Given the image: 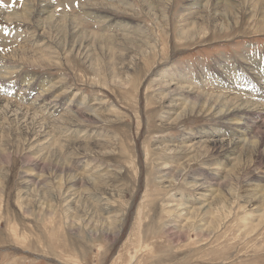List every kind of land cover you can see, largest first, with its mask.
<instances>
[{
  "label": "rangeland",
  "instance_id": "rangeland-1",
  "mask_svg": "<svg viewBox=\"0 0 264 264\" xmlns=\"http://www.w3.org/2000/svg\"><path fill=\"white\" fill-rule=\"evenodd\" d=\"M53 1L63 33L49 22L36 29V19L6 23L0 10V29L21 36L0 33V56L10 53L21 73L45 79L21 99L5 92L20 79L0 81V264H264V192L252 196L250 187H264V160L226 157L218 142L228 140L213 134L219 114L184 108L175 87L257 104L258 96L212 78L264 60V1L227 0L230 11L223 0H125L127 11H106L129 22L130 39L118 32L108 45L67 34L72 13L81 14L80 32L96 35L82 5L99 12L106 1ZM26 2L33 10L38 0H3L0 8L20 13ZM163 79L172 85L162 87ZM40 90L46 104L63 105L37 112L45 108L33 102ZM14 105L31 113L13 117ZM200 141L215 144L192 147ZM213 177V196L222 199L191 189Z\"/></svg>",
  "mask_w": 264,
  "mask_h": 264
},
{
  "label": "bare ground",
  "instance_id": "bare-ground-1",
  "mask_svg": "<svg viewBox=\"0 0 264 264\" xmlns=\"http://www.w3.org/2000/svg\"><path fill=\"white\" fill-rule=\"evenodd\" d=\"M92 1H94V0H92ZM104 1H106V3L104 4L103 9H105V8L106 9H105V11L101 10L102 12L101 11H99V12L94 11L91 8V6L88 5V3L82 5V7H83V20H84V18L85 19H92V21H91L92 25L94 23V25H96V27H97L96 33H95L96 35H94L92 33H90V34L84 33L85 30L83 32H80L78 29V26H77V22L78 23H80V22L77 21L75 18L76 17L81 18V14L80 15L78 14V16H75V15H72V13H71V16H72L71 18H73V19L71 22L69 21L70 25L68 26V31H67V34H68L70 39L75 38L76 36H78V38H80V37H85L86 35L88 37H91L90 35H93V36H95L94 38H97V40L99 38V39H102L103 41H106V43H104V44L108 45L112 41L113 37H115V36H113V34L115 35V33H118V32H121V34H120V35H122L121 39H123V40L124 39L125 40L130 39V38H125V37H129L128 36L129 35L128 30L131 28V26L129 25V22H127L123 19H120V18H115L112 15L113 14L112 12L110 13L109 11H106V10H110V11L112 10L116 13H119L122 11H127L129 6H128V4H126V1L125 0H104ZM144 1H146V0H144ZM159 1L160 0H157L156 3H159ZM223 1H224L225 6H227V8L230 11L233 10V7L231 5H229V1H227V0H223ZM262 1H264V0H262ZM162 2H163V0H162ZM198 3L199 2H194L191 5L195 6ZM57 4L58 3H56V1H53V0H38L37 6H35V8L33 10L31 8V3H27V2H26V4H23V7L21 9L22 11L20 13H18L17 11H13V9H10V8H0V10L3 13L2 14L3 19L6 23L7 22L9 23L12 21L16 22L18 19L22 20V21L23 20L26 21V19H27V21H31L32 19H36V25H35L36 29H38V25H42L44 22H46V23L49 22L50 25L49 24L48 25L52 31L53 30H55L57 32L61 31L63 33V29L64 30H67V29L63 28V26L59 27L58 21H57V23H53V22H55L56 19H58L55 16L57 15L58 17H60V15L62 14L61 11L56 13V11L58 9L57 6L58 5L61 6L60 4H58V5ZM162 5H163V3L161 4V6ZM151 10L156 11L154 9V6ZM160 11L164 12L162 7L160 8ZM150 13H151V11H150ZM20 14L24 15V17L21 16ZM66 20H64V21H66ZM62 23H63V21H62ZM100 23H101V25H100ZM27 26H28V24H27ZM39 27H41V26H39ZM50 29H49V31H50ZM44 31H45V29H44ZM0 33H3V36H6V37H8V36L14 37V38H17V40L19 38L21 39V36H19L18 32H17V34H15L14 31L13 32L11 31V29L7 30L6 28L3 27L2 30L0 29ZM110 33H112V34H110ZM20 35H22V34H20ZM29 37H31V36L29 35ZM32 39H33V37H32ZM40 39L43 40V37H41ZM136 39H134L133 41L138 42L139 40H136ZM24 42L26 43L27 40L26 41L24 40ZM137 44L139 45V43H137ZM30 46L34 47V45L32 43ZM119 46H121V45L119 44ZM145 48H146V46H145ZM139 50L141 51L142 48ZM6 54L3 55V53H2V55L0 56V81L1 82L2 81H5V82L9 81L14 76H15L14 78H17V80L20 79V84H18L15 88H8L5 91L7 93V95H10V92L14 91L15 93H17L16 95L19 96V97L15 96L14 98L15 99H21L22 97H26V96L29 97L30 92L37 90V88L43 87L44 84H40V82H42V81L44 82V80H45L44 78H40V77L36 78L35 76H33L34 74L31 75L30 73H26V72L21 73L22 67L18 66V64L15 63L12 60V58H10V53H8L7 55ZM50 56H52V55H50ZM49 61H50V59H49ZM53 62H51V63H53ZM249 62H250V65L247 68L246 73L245 72L243 73L244 75L242 73H240L239 71L235 70L236 65H232L226 69H223V72L221 74L222 77L221 76L213 77L212 78V82H213L212 84H215L216 87L217 86L218 87H221V86L224 87L225 86L226 91H227V89H231V90L232 89H239L244 94L248 93L249 96H258L259 98H257V101H256L257 104L255 102L248 101L242 97H237L236 95L229 96V95H227V93L213 94V92H212L213 95L212 94H208V95L206 94V96L201 95L202 93L201 94L197 93L199 91L194 92V90H196V89L194 87H192L189 83H188L189 89L180 87L181 85L175 86L178 89L182 90V91H180V93L178 92L179 93L178 97L181 99V101H183L184 108L190 107L192 110L193 109L195 110L196 108H203L205 110V109H207L206 108L207 106H211V108L213 110H216V112L219 114V116H218V120H217L218 123L214 127L215 132L213 134L218 133V135H221V136L226 138L225 141L228 140L227 143H223V142H218V143H219L220 147L223 148L224 154L226 157H230L232 155H237L235 162L242 160L241 158L246 157L248 154L252 155L253 157L256 156L258 160L259 159L264 160V120H262V118H261V116H264V105H262V103L260 102V101H264V87H263V89L258 90L256 88L257 86L252 84V82H254V83L262 82V84L264 86V60H262L260 58L259 61H257L256 58L253 57V59H251V61H249ZM48 63H50V62H48ZM39 79L42 81H39ZM171 81L172 80H170V79H168V80L163 79L160 82L162 84V87L167 88V87L172 85ZM182 81H184V80H182ZM192 83L196 84V85H200L203 82L194 81ZM196 85H194V86H196ZM42 90H44V89H42ZM46 92H49V91L46 90ZM209 93H211V92H209ZM203 94H204V92H203ZM226 98L229 99V101H227ZM46 100H47L46 93L44 94L43 91H41V90L38 91V95H35L34 101L33 100L32 101L33 102H38V101L41 102L45 106V108L44 107L40 108L38 106L37 109H35L37 112L42 114V113H45V112L50 110V109L48 110V108H46V107L50 108V106H53V109H54V107L57 105H59L60 107L63 105L62 102H57L54 105L50 104V103L46 104V102H45ZM0 101H1V98H0ZM53 102H55V101H53ZM33 104L36 105V103H33ZM11 105H13V104H11ZM22 105H14V106L8 107L7 110H8V112H11V110L14 109L13 113H16V114H13V117H15V116L19 117L20 112H22V111H25L26 113H31L30 109L26 108L27 107L26 105H25L26 107L22 106ZM79 105H81V104H79ZM83 105L87 106V103L83 102ZM92 107H93L92 105H89L87 107L88 108L87 111H90L92 109ZM5 110H6V108H5ZM95 110L96 109H93V111H95ZM200 110H201V112H203L202 109H200ZM26 113H24V114H26ZM214 114H215V112H214ZM87 116H89L91 118L97 117V115H90V113L86 114V117ZM83 117H84V115H83ZM34 122H35V120H34ZM46 124H47V122L44 123V125H46ZM220 128H221V130H219ZM211 142L200 141V142L195 143V145H192V147L196 148V149H199V147L204 148L207 145H211V144H208ZM214 144H215V141L212 142V145H214ZM210 169H212L214 171V170H217L218 168L212 167ZM177 172L181 173L182 171L180 169ZM225 173H226V175H229L232 173V171H231V169H229ZM165 176H167V175L164 174L163 177H165ZM261 176H258V179L264 178V176H262V177ZM211 179L212 180L210 182H212L213 184H208V181L207 182L203 181L204 179L199 180V181H202V183H199L196 180L195 182L191 183V185H190L191 189L194 190L195 188H199L200 186H204V188L207 190V191H204V193L205 192L209 193V197H211V196H213V193H215L214 187L216 186L215 185L216 179L214 177ZM100 180H102V179H99L97 181L99 182ZM94 182H95V180H94ZM205 185L207 187H205ZM258 186L259 185H256V184H254L253 186L250 185L251 188L253 187L251 189V191L253 192L252 196H255L258 192H264V187H258ZM195 191H197V190H195ZM202 191H203V189H202ZM218 194L219 195L213 196V199H222V194L219 193V191H218ZM259 196H260V198H262L264 200V193H261ZM253 198H255V197H253ZM251 209H252V207H251ZM202 210L203 209L199 208V210H195V211L200 212ZM195 211H193V212H195ZM263 219H264V217H263Z\"/></svg>",
  "mask_w": 264,
  "mask_h": 264
},
{
  "label": "snow or ice",
  "instance_id": "snow-or-ice-1",
  "mask_svg": "<svg viewBox=\"0 0 264 264\" xmlns=\"http://www.w3.org/2000/svg\"><path fill=\"white\" fill-rule=\"evenodd\" d=\"M15 2V0H13ZM0 6H3V0H0Z\"/></svg>",
  "mask_w": 264,
  "mask_h": 264
}]
</instances>
